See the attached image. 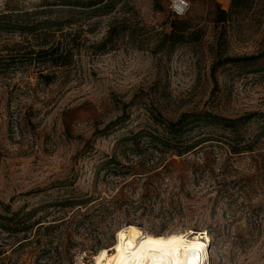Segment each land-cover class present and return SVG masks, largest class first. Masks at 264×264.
<instances>
[{"label": "rangeland", "instance_id": "obj_1", "mask_svg": "<svg viewBox=\"0 0 264 264\" xmlns=\"http://www.w3.org/2000/svg\"><path fill=\"white\" fill-rule=\"evenodd\" d=\"M65 1L0 0V15L54 11ZM187 3L196 41L154 52L156 34L169 31L172 0H122L108 16L72 24L66 40L77 36V55L49 70L51 84L36 78L38 64L0 70V213L1 204L34 209L30 222H43L26 235L1 232L0 264H95L128 226L150 235L204 231L206 264H264V0H245L223 23L217 8L229 10L231 0ZM112 18L136 21L149 40L139 49L124 37L97 51ZM20 39L0 31V58ZM251 55L260 57L252 66L223 64ZM199 112L255 115L242 129L248 141L261 133L253 152L230 156L211 142L196 154L165 157L166 173L148 184L98 171L113 155L122 165L140 164L144 146L135 153L117 143L148 128L151 115ZM72 195L94 199L100 211L81 222L76 205L62 201Z\"/></svg>", "mask_w": 264, "mask_h": 264}, {"label": "trees", "instance_id": "obj_2", "mask_svg": "<svg viewBox=\"0 0 264 264\" xmlns=\"http://www.w3.org/2000/svg\"><path fill=\"white\" fill-rule=\"evenodd\" d=\"M122 0H67L62 8L47 11L19 12L0 15V31L5 33H17L21 36L15 52H10L0 59V70L6 72L9 67L19 70L23 66L38 64V76L36 77L43 85L51 84L55 78L51 68H64L73 64L77 55L78 46L75 44L76 37L66 40L68 29L77 23L82 17L86 19L108 16L115 10V6ZM245 0H231L229 10L217 8L216 22L223 23L232 9L243 7ZM52 15H54L52 17ZM95 23H88L87 30L92 31ZM169 31H161L156 34L154 40V52H159L172 45H180L188 41H196L190 15L177 17L172 13L167 21ZM144 28L136 21L122 18L109 19L106 31L100 41L94 44L97 51L107 49V46L120 38H126L139 49L149 38L143 33ZM260 57L258 55L228 58L223 64L242 63L243 67L252 66ZM255 115L246 114L237 118H226L211 112L185 113L175 120H168L161 115H151V125L148 128L131 132L123 137L117 144H128L130 150L145 147L146 155L136 165H122L115 155L106 157L98 171L105 175L115 176L118 179L127 175L132 179L145 177L148 184L153 178L166 173L167 163L165 157H185L196 154L211 142H218L226 146L227 154L239 156L244 153H252V146L259 138L248 141L243 135V127L249 123ZM124 121L117 120L111 126ZM107 130V129H106ZM264 132V129H263ZM215 133L216 135H212ZM158 154L159 158H155ZM147 164L144 166L143 162ZM121 182V181H120ZM122 183V182H121ZM146 188V193H148ZM65 205H76L78 215L83 222L94 210L100 211L99 206H91L94 199L84 197H66L62 200ZM4 213H0V233L7 235H26L31 227L43 226L41 221L30 222L36 210L11 211V205L1 204ZM211 238L214 237L211 235ZM93 247L89 251L92 250ZM0 259L6 256V251H1ZM3 256V257H2Z\"/></svg>", "mask_w": 264, "mask_h": 264}, {"label": "bare ground", "instance_id": "obj_3", "mask_svg": "<svg viewBox=\"0 0 264 264\" xmlns=\"http://www.w3.org/2000/svg\"><path fill=\"white\" fill-rule=\"evenodd\" d=\"M124 233L128 239L135 241V246L129 248L126 241L118 234ZM117 234L115 244L102 249L95 256V264H206L209 235L204 231H187L170 235H150L142 232L136 227L128 226L121 229ZM183 237V241L177 244H168L170 237ZM163 238V243L156 241ZM151 239L153 243L146 244L140 248V242ZM119 247V251H117ZM179 248L178 254L175 249ZM107 252L104 259H100ZM109 252L112 257L109 258ZM194 253H198L199 259H194Z\"/></svg>", "mask_w": 264, "mask_h": 264}, {"label": "snow or ice", "instance_id": "obj_4", "mask_svg": "<svg viewBox=\"0 0 264 264\" xmlns=\"http://www.w3.org/2000/svg\"><path fill=\"white\" fill-rule=\"evenodd\" d=\"M118 235L126 241V243H127L129 248H132V247L135 246V241L131 240V239H128V237L124 233H120ZM182 241H183V237L173 236V237L169 238L167 243L168 244H177V243L182 242ZM151 243H153V241L151 239L142 241V242H140V248L143 249L146 244H151ZM156 243H163V238H160V240L156 241ZM119 250H120L119 247H117V251H119ZM175 252L178 254L179 248H176ZM106 255H107V252H105V254H103L100 259L101 260L104 259V257ZM193 258L198 260L199 259L198 253H194V257ZM98 264H99V261H98Z\"/></svg>", "mask_w": 264, "mask_h": 264}, {"label": "built area", "instance_id": "obj_5", "mask_svg": "<svg viewBox=\"0 0 264 264\" xmlns=\"http://www.w3.org/2000/svg\"><path fill=\"white\" fill-rule=\"evenodd\" d=\"M188 9L187 0H172L171 10L177 17H182L186 14Z\"/></svg>", "mask_w": 264, "mask_h": 264}]
</instances>
